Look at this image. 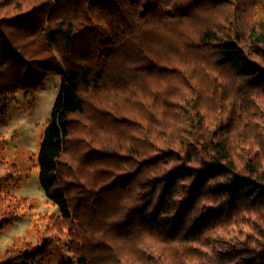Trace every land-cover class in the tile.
I'll return each mask as SVG.
<instances>
[{
    "label": "trees",
    "instance_id": "obj_1",
    "mask_svg": "<svg viewBox=\"0 0 264 264\" xmlns=\"http://www.w3.org/2000/svg\"><path fill=\"white\" fill-rule=\"evenodd\" d=\"M53 72L59 215L0 264H264V0H0V97Z\"/></svg>",
    "mask_w": 264,
    "mask_h": 264
},
{
    "label": "rangeland",
    "instance_id": "obj_2",
    "mask_svg": "<svg viewBox=\"0 0 264 264\" xmlns=\"http://www.w3.org/2000/svg\"><path fill=\"white\" fill-rule=\"evenodd\" d=\"M60 60L58 69L65 72ZM61 81L59 74L53 72L35 93L19 91L14 96L0 97V163L3 161L9 166L8 169L0 166L1 195L14 201H26L13 224L0 228V260L4 252L16 244L37 242L36 227L41 226L44 231L49 224L43 217L59 215L58 207L46 198L39 184L37 153ZM51 237L50 233L45 236L47 239ZM52 255L50 264L74 263L66 238L53 247Z\"/></svg>",
    "mask_w": 264,
    "mask_h": 264
}]
</instances>
